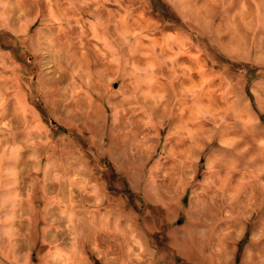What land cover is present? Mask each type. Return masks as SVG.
Masks as SVG:
<instances>
[{
	"label": "rangeland",
	"instance_id": "rangeland-1",
	"mask_svg": "<svg viewBox=\"0 0 264 264\" xmlns=\"http://www.w3.org/2000/svg\"><path fill=\"white\" fill-rule=\"evenodd\" d=\"M0 264H264V0H0Z\"/></svg>",
	"mask_w": 264,
	"mask_h": 264
}]
</instances>
